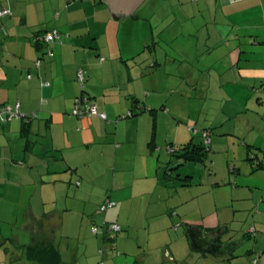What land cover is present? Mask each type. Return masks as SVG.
Returning a JSON list of instances; mask_svg holds the SVG:
<instances>
[{"label":"crops","instance_id":"1","mask_svg":"<svg viewBox=\"0 0 264 264\" xmlns=\"http://www.w3.org/2000/svg\"><path fill=\"white\" fill-rule=\"evenodd\" d=\"M0 4L13 10L0 19V105L37 113L0 123V264H39L25 248L43 244L61 253L60 263L49 264H94L98 251H89L82 229L100 213L108 220L116 212L129 225L121 216L126 208L145 225L168 227L179 214L186 236L166 244L165 264H178L174 243L189 249L188 256L194 251L201 264H252L256 256L264 264V0H142L118 18L105 0ZM49 27L60 31L51 58L35 43ZM79 68L107 120L71 115L81 92ZM181 119L211 128L205 165L213 161L212 174L193 161L185 172L173 171L167 145L202 140L184 134ZM162 154L169 156L165 165ZM253 157L263 165L255 168ZM88 192L98 204L110 197L116 205L102 212L84 200L77 211V196ZM192 227L222 231L224 252H209L202 232L194 244ZM109 237L96 245L113 249ZM105 255V264L133 259ZM132 261L147 264L146 253Z\"/></svg>","mask_w":264,"mask_h":264},{"label":"rangeland","instance_id":"2","mask_svg":"<svg viewBox=\"0 0 264 264\" xmlns=\"http://www.w3.org/2000/svg\"><path fill=\"white\" fill-rule=\"evenodd\" d=\"M215 101V100H214ZM213 100L210 101L209 105H210V109L208 110V112H210V115L212 114V109L216 108V102H214ZM202 104V102H200V105ZM220 105V103H219ZM203 113H206L203 111ZM168 114V113H166ZM169 117V114L168 116ZM198 121V120H197ZM195 120H188V119H181L178 123V125H180V130L182 132H184V134H188V130H190L191 127L193 126H197L195 125L196 122ZM192 122L194 123V125L192 124ZM199 128V130H201L200 126H197ZM166 145V144H165ZM165 145L163 146L165 148ZM228 152L231 154V156H235L236 151L232 148L231 150H228ZM157 152L155 153V157L157 156ZM165 155V153H164ZM162 154L161 156V161H163L164 165L165 163L168 161L169 156H164ZM173 159V158H172ZM218 163L223 164L224 163V154L222 153V155L218 156ZM177 162L179 164V161H177L176 157H174V162L172 164V167L177 166ZM216 162V161H215ZM192 162H188V163H182L181 165L178 166V168L173 169V171L175 172V174H177L179 171L180 172H185L187 170L186 168V164H189ZM194 164V163H192ZM204 173L205 174H212L213 173V166L214 163L213 161H210L209 164H207V166L204 164ZM184 167V168H183ZM183 168V169H182ZM241 169V173H243L245 176V173H247V166L246 165H242L240 166ZM185 174V173H183ZM196 176L198 175V172L195 171ZM147 198H150L152 195L147 194L146 195ZM211 195L206 193L205 194V200L206 199H210ZM98 198L96 197H91L90 193H80L77 198H76V210L79 211V208L81 207V205L84 204V200L88 201V206L92 209L99 207V204L97 201ZM136 201L141 203V206L144 205V201H142L141 196H137ZM206 206V203H204V207ZM175 211V212H174ZM174 212V214L176 213V210L173 209L172 213ZM139 213H142L141 208L139 210ZM102 215V217H100V219H90L92 220V222L90 221V226L84 227L82 229V232L86 233V238L87 241H89V251H93V253H96L98 251L99 245L97 246L96 244L99 243V241H101L102 235L99 233L98 235L93 234L91 227L93 225H96L98 227L101 228L102 224L104 221H108V222H117L121 225L122 229L119 232H109L108 235L114 237V241L112 242L113 244V249L106 250L104 249V253L106 252L107 254L114 252L115 255L120 254L122 257H128V256H133L134 257L140 253H146V258L147 264H160V263H156L158 262V260H160L161 263L165 264V262H163V260L165 259V248H166V244L171 241V239L175 240L174 242H177L179 237H182L181 235L186 236V229H185V225H182V228H178L179 223H181L180 221V216L179 214H175L174 216H177L179 218V222H177L176 220H173L170 225L168 227H166L165 223H161L158 225H150V223L145 224H141V223H137L136 220L134 219L135 216L137 214L132 213L129 214L128 213V208H126L123 212H122V218L124 219H128V221L130 222L129 225H123V223H121L120 220H116V212H114L112 214V218H109L108 220H104V213H100ZM193 214H195V212H193ZM76 217V216H75ZM104 220V221H103ZM79 227H75V230H77ZM72 230V229H71ZM74 230V231H75ZM173 249L175 250V255L174 256V261H178V264H201L202 260H199L198 256L195 254L194 251H192L194 254L192 256H188L189 255V249H187V251L183 248V246H181L179 243H174L173 244ZM120 251V253H117V251ZM117 254H116V253ZM93 257H96V255H94ZM120 257V256H119ZM106 258V255L104 256V259ZM122 258V259H124ZM100 257H96L94 260V264H97V262L99 261ZM132 260H127V261H123L120 264H135L134 261ZM166 260V259H165ZM167 261V260H166ZM169 261V260H168ZM93 262V261H92ZM93 264V263H92ZM167 264H176V262H169Z\"/></svg>","mask_w":264,"mask_h":264},{"label":"trees","instance_id":"3","mask_svg":"<svg viewBox=\"0 0 264 264\" xmlns=\"http://www.w3.org/2000/svg\"><path fill=\"white\" fill-rule=\"evenodd\" d=\"M0 6L6 7L8 9H10L11 10V13L8 14V15H13V10L10 7H7V6L3 5V4H0ZM8 15H6V16H8ZM4 17L5 16L0 17V19H2ZM52 29H57L58 36L55 37V39L52 42H49V43L48 42H45L42 39V37L45 36V34L48 31L52 30ZM59 37H60V31H59V29L57 27H49V28H46L44 30H41V31H39L37 33V35L35 36V43L40 48H42L44 55H46L47 57L51 58V57L54 56V50L51 48V44L54 43ZM41 58L42 57H38V58L35 59L34 64H35V67L36 68H39L40 63H41ZM79 69H82L84 71V80H83V82H80L79 79H78V71H79ZM79 69L77 70V73L76 74H77V80H78V82L80 83V86H81V92H80V94H78L75 97V99L78 96L90 97L91 100L97 106V103H96L95 99L86 92V73H85V70L83 68H79ZM31 76H32V74L29 73L28 74V77L30 78ZM50 84H51L50 81H43L42 82V85L45 86V87L50 86ZM75 99H74V106H75ZM4 105H12L13 107L16 106V104L4 103V104L0 105V107H2ZM74 106H73V108H74ZM141 109H143V108L140 107V109H138V111H136L133 108V109L129 110L126 114H124L123 115L124 116L123 118H127V117H130V116L136 115L137 113L140 112ZM97 110H98V114H95L96 116L102 117L101 114H103V113L106 114L105 112H101L99 110L98 106H97ZM19 113H23L25 116H21L20 115L18 117H13V118H22V119L28 118V120H30L31 118H34V117L37 116V113L34 112V111L31 112V113H24V112H22L21 109H20V106H19ZM33 113H35V114L33 115ZM71 115L77 116L79 118H90V117L94 116V115H92L90 117H80L78 115L73 114V109L71 111ZM13 118H11V119H13ZM11 119H9V120H11ZM103 119L107 120V115H106V118H103ZM9 120L2 121L0 119V123H3L4 124V123H6ZM193 127H195L197 129V132L195 133L191 129H190V131L192 132L194 138L195 137H198V136H201L202 140L200 141V143L189 142V143H187V144H185V145H183L182 147H179V148L178 147L175 148L172 144H168L167 145L170 153L174 157L176 156V157H178V158L181 159L182 162L179 165H181L182 163H185V162H190V161L200 162V163L202 162V163L206 164V162L208 160V156H209V153L211 151V140H210V142H207L206 141L207 139H206L205 133H207L206 135H208L210 137V139H211V134H212L211 133V128L203 127V128H201V130H199V128L197 126H193ZM191 141H193V140H191ZM252 160L254 161L253 164L255 165L254 166L255 168H258V167H260V166L263 165L262 161L256 160L254 157H253ZM179 165H177V167H174V168H178ZM177 175H179V174H177ZM188 177H190V175L182 176L181 178L183 180H185ZM112 202H113V204L109 205V203H112ZM104 205L106 207H104V209H102L101 207L104 206ZM115 205H116V201L114 199L110 198V197H107L100 204L99 209L102 212H106L108 209L114 207ZM112 224H119V223L105 221V222H103L101 228L98 227V226H96V225H93L91 227V230H92L93 234H95V235H98L99 233L101 235H105V234H107V233H109L111 231L112 232H119L122 229V227H121L120 224H119L120 229H118V230L112 229L111 228V225ZM95 228L97 229V231L94 230ZM253 232H251L249 234L252 237L255 236L254 235L255 234V231H253ZM1 237L2 236H1V233H0V238ZM109 239L114 240V237L110 236ZM25 252L28 254L29 259H32V260L36 261L39 264H49V263H60L61 262V253H60L58 247L56 245H54V244H51L49 246H46L44 244L43 245H34V246L31 245V246H27L25 248ZM117 253H120V251L118 250ZM256 253H258V251ZM98 254H99V257H100L98 264H105V259H104L105 253H104V248L103 247L99 248ZM258 254H260V252Z\"/></svg>","mask_w":264,"mask_h":264},{"label":"built area","instance_id":"4","mask_svg":"<svg viewBox=\"0 0 264 264\" xmlns=\"http://www.w3.org/2000/svg\"><path fill=\"white\" fill-rule=\"evenodd\" d=\"M11 13V10L6 8V7H2L0 6V17L6 16L8 14ZM58 36V31L57 29H52L50 31H48L45 36L42 37V39L45 42H52L55 37ZM78 79L80 82H83L84 80V71L82 69H79L78 71ZM35 113H33L34 115ZM73 114L78 115L80 117H90L92 115L98 114V110H97V106L96 104L91 100L90 97H86V96H78L75 99V106L73 108ZM25 116L23 113H19V104H16L15 107H13L12 105H4L2 107H0V119L2 121H6L9 120L13 117H18V116ZM101 116L103 118H106V114H101ZM193 132H197V129L195 127H191L190 128ZM207 133H205L206 136V141L210 142V137L208 135H206ZM113 204L109 203V205ZM104 207H106L105 205L102 206L101 208L104 209ZM112 229L118 230L120 229L119 224H112L111 225ZM95 231H97V229H94ZM254 227H251V231H254ZM261 261L258 259V256H256L253 259V263L252 264H261Z\"/></svg>","mask_w":264,"mask_h":264},{"label":"water","instance_id":"5","mask_svg":"<svg viewBox=\"0 0 264 264\" xmlns=\"http://www.w3.org/2000/svg\"><path fill=\"white\" fill-rule=\"evenodd\" d=\"M110 11L114 15L115 18L121 17L123 15L128 14L129 12L134 10L139 6L140 2L142 0H105ZM197 227H192L191 235L194 238V244H197V238L199 239V233L202 232V234H205L204 237L205 241V248L211 253H217V252H224L222 249L225 248L224 244L222 243V231H219L215 235L206 232L205 230H199ZM214 233V232H213ZM201 237V238H202ZM197 246V245H196Z\"/></svg>","mask_w":264,"mask_h":264}]
</instances>
